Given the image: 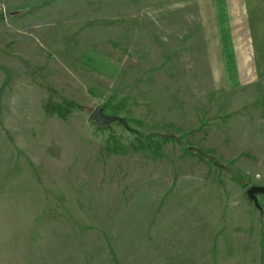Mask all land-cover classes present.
<instances>
[{
	"label": "rangeland",
	"instance_id": "374dc122",
	"mask_svg": "<svg viewBox=\"0 0 264 264\" xmlns=\"http://www.w3.org/2000/svg\"><path fill=\"white\" fill-rule=\"evenodd\" d=\"M254 185L264 0H0V264H264Z\"/></svg>",
	"mask_w": 264,
	"mask_h": 264
},
{
	"label": "water",
	"instance_id": "95a60500",
	"mask_svg": "<svg viewBox=\"0 0 264 264\" xmlns=\"http://www.w3.org/2000/svg\"><path fill=\"white\" fill-rule=\"evenodd\" d=\"M88 119L92 121L96 128L103 126H109L112 123H120L123 126H126L125 120L119 116L115 115H106L103 112V108L96 106L91 110L88 115ZM264 193V185L261 186H251L246 190V194L250 200H252L257 205V195Z\"/></svg>",
	"mask_w": 264,
	"mask_h": 264
},
{
	"label": "trees",
	"instance_id": "16d2710c",
	"mask_svg": "<svg viewBox=\"0 0 264 264\" xmlns=\"http://www.w3.org/2000/svg\"><path fill=\"white\" fill-rule=\"evenodd\" d=\"M66 105H69V106H73V107H76V104L74 102H71V101H66L65 102ZM100 128H108V126H103V127H100ZM131 132H134L136 134H138L140 137H143V135L140 133V132H137L135 130H131ZM158 135V134H157ZM161 137L165 136V137H169L170 139L173 138V139H176L175 136H173L172 134H164V135H160ZM238 180V179H237ZM240 182V181H238Z\"/></svg>",
	"mask_w": 264,
	"mask_h": 264
}]
</instances>
